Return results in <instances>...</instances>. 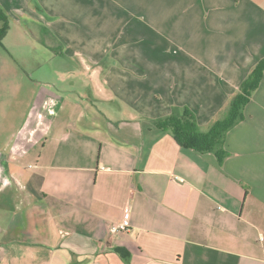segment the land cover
I'll return each mask as SVG.
<instances>
[{
	"label": "crops",
	"instance_id": "0c3cea01",
	"mask_svg": "<svg viewBox=\"0 0 264 264\" xmlns=\"http://www.w3.org/2000/svg\"><path fill=\"white\" fill-rule=\"evenodd\" d=\"M96 2V13L174 14L179 25L162 44L208 48L156 56L146 69L145 38H121L114 64L98 70L90 66L106 54H71L62 40L64 57L49 46L80 66L72 88L32 94L31 137L17 138L9 157L23 166L0 156V264H264V77L228 133L223 164L154 123L173 105L189 106L202 126L227 108L264 56V0ZM224 62L247 66L230 75ZM128 203L130 229L111 234Z\"/></svg>",
	"mask_w": 264,
	"mask_h": 264
},
{
	"label": "rangeland",
	"instance_id": "374dc122",
	"mask_svg": "<svg viewBox=\"0 0 264 264\" xmlns=\"http://www.w3.org/2000/svg\"><path fill=\"white\" fill-rule=\"evenodd\" d=\"M37 2L43 5L49 13L55 14L59 20L50 22L51 19L48 16H44L35 9ZM95 4H97L96 0H79L78 2L76 0H0V5L9 16L10 24L8 35L3 43H0V156L2 158L10 157L17 138H23L26 142L31 137L30 133L25 132L23 125L29 118V110L34 98L32 94L37 90L42 92L47 88L56 90L73 87L71 82L73 83L75 78L72 77L78 74L75 73V66H80V62H68L59 55L55 56L49 46H57L58 40H61L59 44L63 43L62 40L65 41L71 54H97L99 56L106 54V62L93 63L94 65L90 66L91 69L98 66V70L105 69L108 64H114L113 59L118 53L116 49L120 51V47H123L118 46L121 38H128L130 41L145 38L144 48L142 45L138 47L145 51L142 53L145 57L142 65L146 66V69H151L150 65L156 56L183 54L188 53L189 50L198 51L199 48L206 52L208 48L207 46L196 47L193 43L190 45L162 44L161 41L164 38L169 39L171 32L179 25L174 19V14L139 15L118 11L96 13ZM88 6L91 7V12L87 11ZM80 10H85V12L79 13ZM147 16L149 19L146 18ZM155 17L158 22L162 21L163 31L153 29ZM1 24L2 22L0 26ZM45 27L53 32L46 33ZM185 33L189 36L191 32L188 29ZM191 38L190 35V41ZM106 41H109L110 45H106ZM157 49H160L159 52ZM221 64L226 65V74L230 75L234 71L235 73L243 71L247 66L244 62H240V66L238 65L240 68H234V64H229V62ZM24 76L25 79L30 78L31 82L23 83ZM181 94L178 96L181 97ZM41 96L42 94L39 93L38 102ZM96 104L104 112L103 103ZM226 109L216 113L214 121L220 118ZM199 112L202 113V111ZM127 114L128 112L124 110V115ZM137 117L142 122L143 116L140 113ZM61 118L67 119V113H63ZM39 136L40 133H36L33 137L36 139ZM40 148L41 145L31 149L24 162L26 164L37 162ZM9 162L12 165L20 161L9 158ZM2 164L6 167L4 162ZM20 165L23 166L22 163ZM31 171H36V169L29 168L26 173Z\"/></svg>",
	"mask_w": 264,
	"mask_h": 264
},
{
	"label": "trees",
	"instance_id": "16d2710c",
	"mask_svg": "<svg viewBox=\"0 0 264 264\" xmlns=\"http://www.w3.org/2000/svg\"><path fill=\"white\" fill-rule=\"evenodd\" d=\"M35 9L44 16H48L49 19H53L39 2L36 3ZM0 22H2L0 43H3L9 33L10 24L9 16L1 5ZM49 31L45 27V32L49 33ZM52 50L55 54L68 57L62 44L54 46ZM263 77L264 56L256 62L242 80L238 91L230 99L226 112H223L222 116L209 126H202L195 111L187 105H173L168 115L155 119L154 123L159 129L172 134L181 146L201 153H214L220 164H223L232 154L226 147L228 133L246 119V107L260 87Z\"/></svg>",
	"mask_w": 264,
	"mask_h": 264
},
{
	"label": "built area",
	"instance_id": "2783aa9c",
	"mask_svg": "<svg viewBox=\"0 0 264 264\" xmlns=\"http://www.w3.org/2000/svg\"><path fill=\"white\" fill-rule=\"evenodd\" d=\"M131 227V206L130 204H126L123 210V215L121 219L115 223H113L109 231L113 235H119L122 232H126Z\"/></svg>",
	"mask_w": 264,
	"mask_h": 264
}]
</instances>
